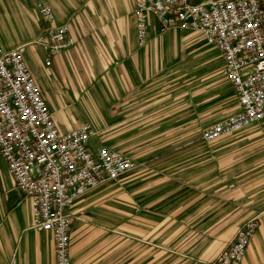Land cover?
I'll return each mask as SVG.
<instances>
[{
	"label": "crops",
	"instance_id": "1",
	"mask_svg": "<svg viewBox=\"0 0 264 264\" xmlns=\"http://www.w3.org/2000/svg\"><path fill=\"white\" fill-rule=\"evenodd\" d=\"M135 1L47 0L75 44L49 66L40 47H27L60 132L89 125L91 150L139 165L70 208V264H208L253 218L241 264H263L264 119L202 141L203 129L239 112L221 54L198 33H159L153 15L140 47ZM40 26L35 0H0L3 49L34 41ZM13 258L54 264V245L32 227L30 203L0 156V264Z\"/></svg>",
	"mask_w": 264,
	"mask_h": 264
},
{
	"label": "built area",
	"instance_id": "2",
	"mask_svg": "<svg viewBox=\"0 0 264 264\" xmlns=\"http://www.w3.org/2000/svg\"><path fill=\"white\" fill-rule=\"evenodd\" d=\"M35 9L41 23L37 38L10 50L0 47V156L15 188L30 203L32 227L51 233L54 264H70V208L82 195L135 170L137 163L107 147L91 150L96 131L89 125L60 132L25 52L37 45L49 66L75 42L67 24H55L47 0H35ZM133 13L140 47L147 42L148 17L153 15L159 33L195 32L220 52L239 112L203 129L202 141L212 142L264 119V0H136ZM257 226L258 218L247 220L208 264H241Z\"/></svg>",
	"mask_w": 264,
	"mask_h": 264
},
{
	"label": "rangeland",
	"instance_id": "3",
	"mask_svg": "<svg viewBox=\"0 0 264 264\" xmlns=\"http://www.w3.org/2000/svg\"><path fill=\"white\" fill-rule=\"evenodd\" d=\"M31 50L30 49H26V52H25V61H26V64L28 66V68H30L29 70L31 71V73H33V77L36 78L37 80L39 79L38 77V73H37V64H38V58L35 56H31ZM251 127V126H250ZM92 146H94L93 143H91ZM138 163H137V167H138Z\"/></svg>",
	"mask_w": 264,
	"mask_h": 264
}]
</instances>
